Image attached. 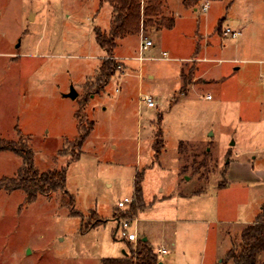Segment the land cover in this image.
Returning a JSON list of instances; mask_svg holds the SVG:
<instances>
[{
    "label": "rangeland",
    "instance_id": "1",
    "mask_svg": "<svg viewBox=\"0 0 264 264\" xmlns=\"http://www.w3.org/2000/svg\"><path fill=\"white\" fill-rule=\"evenodd\" d=\"M148 2L139 0L142 17ZM159 3L153 24L121 39L113 53L128 68L95 93L106 56L95 30H108L110 6L0 0V141H24L39 173L66 169L65 194L28 202L22 190L0 188V264L124 256L129 243L117 203L133 197L137 172L148 208L127 232L137 241L148 236L156 252L165 248L163 264H221L230 239L264 211V0ZM162 18H174L173 28L159 27ZM226 28L241 35L224 36ZM141 34L153 44L142 61ZM71 87L74 99L65 96ZM146 94L155 107L141 101ZM91 123L76 147L79 125ZM158 129L164 149L156 158ZM23 163L0 151V186ZM95 219L101 223L82 233ZM256 264H264V252Z\"/></svg>",
    "mask_w": 264,
    "mask_h": 264
},
{
    "label": "trees",
    "instance_id": "2",
    "mask_svg": "<svg viewBox=\"0 0 264 264\" xmlns=\"http://www.w3.org/2000/svg\"><path fill=\"white\" fill-rule=\"evenodd\" d=\"M106 3L112 9L111 20L107 31L95 30V41L98 46L106 52V56L101 62L96 78L98 85L95 93H100L108 84L110 78L116 71L122 68L123 63L115 61L113 53L117 48L119 41L128 36H138L141 26L147 28L153 24V19L160 12L159 0H149L148 6L145 8L143 17L140 13L139 0H100ZM174 19L162 18L159 27L172 29ZM181 77L183 73L181 72ZM183 91L184 88H183ZM79 132L74 139L75 146L80 148L93 129V123L88 127L79 125ZM161 129L155 134L153 141V149L157 158L164 149ZM0 151H10L23 160V165L17 172L15 178L4 181V187L7 189H20L26 195L27 201L35 200L38 195L52 194L62 192L65 194L66 169L59 171L39 173L30 166L31 153L24 141L18 142H1ZM76 155L74 159H78ZM142 174L137 172L134 177V195L132 202L127 209L120 212L122 218H130L144 208L141 190ZM72 199L70 198V201ZM72 214H77L72 212ZM96 217V213L92 212L89 216ZM101 220L95 219L91 223H86L81 227V232L85 233L91 228L98 226ZM129 252H125L120 258H105L101 260V264H159L158 254L153 250L146 241L138 240L133 246L128 241ZM264 252V211L257 216L254 222L246 224L241 230L238 240L230 239V247L225 252L226 260L221 264H256L259 254Z\"/></svg>",
    "mask_w": 264,
    "mask_h": 264
},
{
    "label": "built area",
    "instance_id": "3",
    "mask_svg": "<svg viewBox=\"0 0 264 264\" xmlns=\"http://www.w3.org/2000/svg\"><path fill=\"white\" fill-rule=\"evenodd\" d=\"M208 8V4H205L202 7L203 11H206ZM223 35L224 36H228L231 37L233 39L238 38L241 35V31L240 30H232L230 28H226L223 31ZM153 46L152 41L148 40L146 37H143V35H140V41H139V53L140 55L137 57L138 60L142 61L144 58L141 55L143 51L151 48ZM162 59H167V52H163L162 53ZM207 98H210V95H207ZM141 101L146 104L148 107H155V102L152 96L150 95H143L141 97ZM132 202V198H124L123 200L119 201L117 203V206L119 208L124 209L126 206H129V204ZM137 223V218L136 217H130L127 219H124L122 222V230H121V236L123 238H126L128 241L131 242H136L137 241V236L135 232H127V229L131 226L134 225L136 226ZM158 252L161 254H165L166 250L165 249H158Z\"/></svg>",
    "mask_w": 264,
    "mask_h": 264
},
{
    "label": "crops",
    "instance_id": "4",
    "mask_svg": "<svg viewBox=\"0 0 264 264\" xmlns=\"http://www.w3.org/2000/svg\"><path fill=\"white\" fill-rule=\"evenodd\" d=\"M185 1H186V0H182V3L184 4ZM99 4H100V0H99ZM165 5H166V4L163 3V6H165ZM163 6H162V8H163ZM171 12H172V11H171ZM173 19H174V18H173ZM174 24H175V21H174ZM143 58L145 59V57H143ZM152 58H155V57H152ZM123 68H125V69L128 68V64H123ZM159 192H162V189H160ZM125 198H126V197H125ZM162 198L164 199V198H166V197L164 196V197H162ZM120 201H121V200H120ZM143 203H144V202H143ZM147 208H148V206L144 203V208H142V209H143V210H146ZM136 214H137V213H136ZM136 218H137V217H136ZM138 221H139V218H137V222H138ZM170 221H171V222H176L177 220H176V219H172V220H170ZM173 229H175V226H174ZM173 232H174V234H176V229H175ZM143 238H146V242H149V241H148V240H149V239H148V236H144V237H142L141 240H142ZM171 245L174 246V245H175V242H171ZM158 249H165V248H158ZM158 249H157V253H158V255H159V254H161V253L158 252ZM165 250H166V249H165ZM167 252H168V251L166 250V253H165V254H167ZM217 258H220V255H219V254L215 256V259H217ZM216 262H217V261H216ZM161 264H163V263H161ZM216 264H217V263H216Z\"/></svg>",
    "mask_w": 264,
    "mask_h": 264
},
{
    "label": "water",
    "instance_id": "5",
    "mask_svg": "<svg viewBox=\"0 0 264 264\" xmlns=\"http://www.w3.org/2000/svg\"><path fill=\"white\" fill-rule=\"evenodd\" d=\"M65 96L74 99L77 96V92L74 90L73 87H71L69 93H67ZM142 241H146V238H143ZM159 264H161V262H159Z\"/></svg>",
    "mask_w": 264,
    "mask_h": 264
}]
</instances>
